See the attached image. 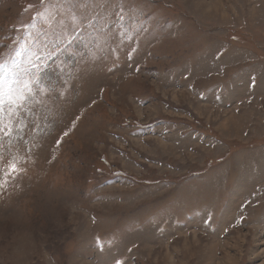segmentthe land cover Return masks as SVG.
Returning <instances> with one entry per match:
<instances>
[{
  "label": "rangeland",
  "instance_id": "rangeland-1",
  "mask_svg": "<svg viewBox=\"0 0 264 264\" xmlns=\"http://www.w3.org/2000/svg\"><path fill=\"white\" fill-rule=\"evenodd\" d=\"M0 64V264H264V0H0Z\"/></svg>",
  "mask_w": 264,
  "mask_h": 264
},
{
  "label": "snow or ice",
  "instance_id": "snow-or-ice-1",
  "mask_svg": "<svg viewBox=\"0 0 264 264\" xmlns=\"http://www.w3.org/2000/svg\"><path fill=\"white\" fill-rule=\"evenodd\" d=\"M43 3V0H41ZM16 55H20L17 51ZM0 69H4V65L0 64ZM9 75L7 70H4L3 75H0V133L4 136L11 135V119L17 114V109H19L24 101L27 99L26 93H31V82H16V81H5V77ZM16 85L15 87L13 85ZM6 118L7 121L6 122ZM7 129V131H5ZM19 169L15 162L10 163L6 170H0V174L4 177L12 176ZM7 183L6 179L0 180V186Z\"/></svg>",
  "mask_w": 264,
  "mask_h": 264
}]
</instances>
